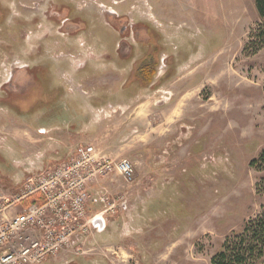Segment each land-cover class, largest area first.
Listing matches in <instances>:
<instances>
[{
    "label": "rangeland",
    "instance_id": "1",
    "mask_svg": "<svg viewBox=\"0 0 264 264\" xmlns=\"http://www.w3.org/2000/svg\"><path fill=\"white\" fill-rule=\"evenodd\" d=\"M262 31L256 0H0V123L10 117L9 110L27 112L13 118L26 125L58 123L67 135L57 137L73 143L78 137L73 133L68 138L71 129L95 121L94 131L84 127L83 143L97 142L112 158L130 159L136 175L131 183L116 173L100 181L98 190L112 192L120 205L107 217L142 223L140 212L132 214L135 200L149 196L150 218L159 221L148 226L142 245L127 241L121 248L125 253L148 251L153 258L125 260L109 244L110 249L84 252L101 253L86 263L108 264V258H116V264H212L226 238L260 213V173L249 163L264 149V47L250 53L261 44ZM145 59L156 64L157 73L143 85L136 70ZM195 68L197 75L188 80ZM180 71L190 88L206 82L201 93L206 103L192 105L193 127L180 132L179 140L169 130L152 143L156 148H146L157 135L155 122L166 118L170 129L171 107L182 102L172 85ZM169 90L174 96L164 94ZM11 92H23L25 100L7 97ZM110 104L126 107L107 112ZM136 110L143 116L136 127L123 126L126 139L119 142L137 135L139 150L120 154L118 143L97 140L108 121L119 123ZM45 113L47 118L40 116ZM8 124L0 125V166L16 174L21 153L13 149V139H32L12 132L27 127ZM48 130L37 127L32 136L45 139ZM143 171L161 178L141 181L145 185L133 194ZM175 172L184 176H173ZM102 207L101 202L91 204L93 212Z\"/></svg>",
    "mask_w": 264,
    "mask_h": 264
},
{
    "label": "built area",
    "instance_id": "2",
    "mask_svg": "<svg viewBox=\"0 0 264 264\" xmlns=\"http://www.w3.org/2000/svg\"><path fill=\"white\" fill-rule=\"evenodd\" d=\"M114 173L130 183L136 177L130 159H114L97 144L86 143L67 161L28 177L18 195L0 194V264H42L71 247L76 234L95 228L96 215L107 223L120 205L111 193L99 190L97 200L105 207L90 216L91 185ZM19 204L24 206L13 213ZM121 204L128 209L127 201ZM76 251L86 252L82 247Z\"/></svg>",
    "mask_w": 264,
    "mask_h": 264
},
{
    "label": "crops",
    "instance_id": "3",
    "mask_svg": "<svg viewBox=\"0 0 264 264\" xmlns=\"http://www.w3.org/2000/svg\"><path fill=\"white\" fill-rule=\"evenodd\" d=\"M197 69L195 68L193 70V73H191V77L190 74L188 75V80H190L189 78H191V81L193 80L192 77L197 75ZM177 76H180V78H178L177 80H175V82L172 83V85L174 86L176 84V90L177 92L181 93L178 97L179 101H182L181 103H179V105H177V107L173 106L171 107V124L168 128L170 129H166L167 127H165L164 125V118L161 122L157 121L155 122V133L157 132L156 136H152L150 138V140L148 141V143H145L143 146H145L146 148L148 147H155L158 144H152L155 140H157L158 137L163 136L165 133H167V131L171 130V132L173 133V139L177 138L178 140L179 138V133H183L186 131V129L193 127V122L191 120H189V117H191V107L193 104H195L196 102L200 101V104H205L206 101L203 100L202 98V90L203 88L206 86V82H196L193 84V86H191L192 88L189 87V84L187 83L188 80L186 79V81H184V79L181 77L182 76V72H178ZM183 84V85H182ZM186 85V86H185ZM171 93L174 96V91H165L164 94L166 93ZM176 97V95H175ZM162 98H166V96H163ZM167 100V99H166ZM160 101V100H159ZM162 102V101H161ZM109 103V102H107ZM142 103L145 104H149V102L143 101ZM106 105V104H104ZM104 105L98 106V107H94L92 108L93 113L95 112V109H99L100 107H104ZM116 107H113L111 104L109 105V107H107V112L110 111L111 108L113 113H115L116 111H118V109H121L122 111L124 110V107L122 106H118V105H114ZM166 108V107H165ZM101 109V108H100ZM106 112V111H104ZM108 114V113H107ZM10 116L7 120L3 119V122L0 123L1 126L4 125H9L8 123L14 122L15 124L22 127H27V129H20V128H16L17 130L13 129L12 132H18V133H24L25 135H30V139H15L18 137H15L13 139V149H17L20 151L21 156L20 158H18L16 160V164L18 166V170L15 172H8L7 170L2 169L3 167L0 166V183H4L3 186L4 188H0V194H5L7 196L10 197H14L16 195H18L22 188H23V184L26 180L27 177H29L30 175H37L38 173L47 170V169H51L53 168V166L55 167V165H58L62 162L67 161L71 156H73L78 147L81 144H85L83 143V139H84V127L85 126H90L89 129L87 130H93L94 128L97 129V125L95 121L92 120V124L89 122L87 124H83L81 125V127L79 128V130L77 129L76 131H74V129H71L70 133L68 134V138L69 135L75 133L74 135L76 137H78V140H76V142H70L68 139H64L61 137H57V134L62 135V133H64L65 135L66 132L65 130H63V128H61L62 125L58 124V123H53L52 121H47L44 124H36V123H29L28 125H26L25 123H21L18 124L19 122V118H13V115H9ZM163 115L166 117L167 113H163ZM140 116H143V113L140 111L138 112L137 110L134 112V114H131L129 117H127V119L120 121L119 123H116L114 118L110 121H108L107 124H105V127L107 125V129H105L103 132V134H100L97 138V140L99 142L100 139L102 140H111V143H118V148H120L119 153L123 154V151H125L127 153V155H132L134 150H139V148H141L140 143L137 141V135H133L134 137L129 138V140H127L126 142H119L121 141V139H126L125 138V134H127V132L125 131V127H123L125 124H127V126H135L137 125V121L139 119ZM145 118V115H144ZM153 121V120H152ZM151 121V122H152ZM166 124V123H165ZM169 124V123H168ZM161 125L163 127H161ZM37 127H41L44 130L46 128H48V132L51 134L50 137H44L45 139H35L33 138L32 135L35 136L34 132L36 130ZM135 127H133L132 129H130V127H127L128 131H137L135 129ZM35 129V130H32ZM166 129V130H165ZM99 130V129H98ZM30 133H27V132ZM96 131V130H95ZM17 133V134H18ZM136 134V133H135ZM37 135V133H36ZM123 135V136H122ZM148 137V134L146 135ZM175 136V138H174ZM144 138V137H143ZM125 141V140H123ZM104 142V141H103ZM75 143V144H74ZM102 143V142H101ZM121 143V144H120ZM89 144V143H87ZM96 144H98V146L101 148L102 146L96 142ZM75 147V149L71 152V155H68V152L71 151V149H73ZM105 147V146H104ZM23 148V149H22ZM104 152H107L103 147L101 148ZM1 154V153H0ZM108 154V153H107ZM110 155V154H108ZM141 172V171H140ZM4 176V177H1ZM173 176H184L183 172H175L173 173ZM159 178H161L160 175H156L153 174V172H149V171H143L139 178L138 181L140 183H138V185H136V187H133L135 191H133L134 193H137L136 188H141V186L145 185L144 183L142 184L141 181H145V180H158ZM171 179V178H170ZM107 180V179H104ZM16 182L19 184L20 188L17 189V185ZM107 182V181H106ZM108 184V182H107ZM98 185V186H97ZM109 185V184H108ZM12 186L15 187V189L13 190ZM99 183L98 184H92L91 185V192L93 193L94 199L90 202L89 205V215L93 216L96 214H99L100 211H102V209H104L102 207V209H98L96 211H92L91 210V204L92 202H99L97 200V195L96 193L99 192ZM146 188V187H145ZM148 189H146V192ZM162 191V190H161ZM149 192H153V190H149ZM112 194V192H110ZM154 193H156V198H157V191L155 190ZM152 194V193H151ZM113 195V194H112ZM153 198V197H152ZM149 196L146 197V202L144 201H138L135 200V204H136V209H134V212L132 213L133 215L136 214L137 212H140V222L142 221V223H132L130 222L132 216H130V218H128L127 223H117L115 219H113L114 217H109L107 223H105V228L102 230H97L96 227L87 233H78L75 235V237H73L72 239V246L69 248H66L62 251H60L59 253H57L56 255H52L49 256L46 261L42 264H89L86 262H90L91 258H96L98 255H100L101 253L96 252V253H91L90 255L88 253H77L76 248L77 247H82L84 250H86V252L92 251L94 249H108L110 246L107 245H112V251L117 253L118 256H120V253L122 254L121 256H124L125 260L129 259L128 256H130V258L135 257V258H141V259H148L153 258V254L151 253V255H148V251L146 252H133V251H128V252H123L121 250L122 247H124V245L127 244V241H134V243L137 245H142V241L143 239H145L148 236V231L147 228L149 225L151 226H157L159 221L157 219V217H155L153 219L150 218V212H149V208H151V206H149V204L151 205L150 202H148L149 200ZM144 203V204H143ZM24 206V204H19L18 208H15L13 210V213L18 212L21 207ZM105 207V206H104ZM142 213L144 214L145 217L142 216ZM114 215V214H112ZM113 219V220H112ZM114 222V223H113ZM153 222V223H152ZM109 237V238H106ZM156 239L153 240V242ZM88 247V248H87ZM125 248V247H124ZM110 249V248H109ZM133 249V247H132ZM75 251V252H74ZM152 251V250H151ZM72 255H76V258H72ZM79 256H82L83 258H85L84 260H80L78 259ZM101 256V255H100ZM91 257V258H90ZM108 264H116L115 261L116 258H113V260L111 258ZM140 259V260H141ZM99 264H103L102 262ZM106 264V263H105Z\"/></svg>",
    "mask_w": 264,
    "mask_h": 264
},
{
    "label": "trees",
    "instance_id": "4",
    "mask_svg": "<svg viewBox=\"0 0 264 264\" xmlns=\"http://www.w3.org/2000/svg\"><path fill=\"white\" fill-rule=\"evenodd\" d=\"M257 10L262 18H264V0H256ZM262 38L261 44L253 50L256 54L264 47V31L258 35ZM156 64L150 59L142 61L137 70L136 77L143 85L151 83L156 76ZM26 72V70H24ZM16 116L25 115L20 111H14ZM260 173L258 182L256 183L259 194L264 193V149L261 153L253 158L249 163ZM212 264H255L256 262H264V205L261 207L260 213L246 221L242 229L228 236L221 245L219 251L212 257Z\"/></svg>",
    "mask_w": 264,
    "mask_h": 264
},
{
    "label": "flooded vegetation",
    "instance_id": "5",
    "mask_svg": "<svg viewBox=\"0 0 264 264\" xmlns=\"http://www.w3.org/2000/svg\"><path fill=\"white\" fill-rule=\"evenodd\" d=\"M124 46H125V43L122 45V49H121V51L124 49ZM123 52V51H122ZM24 70H26L25 68H24ZM7 95V97H14V98H16L17 100H19V101H21V100H25V98H21V97H24L25 95L23 94V92H20V93H16V94H14V93H8V94H6ZM13 107H15V106H13ZM27 113V112H26ZM31 113V112H30ZM7 114H9V115H13V116H16L15 115V113H14V111H11V110H9L8 112H7ZM48 115L49 114H47V113H45V114H41L40 116L41 117H45V118H47L48 117Z\"/></svg>",
    "mask_w": 264,
    "mask_h": 264
},
{
    "label": "water",
    "instance_id": "6",
    "mask_svg": "<svg viewBox=\"0 0 264 264\" xmlns=\"http://www.w3.org/2000/svg\"><path fill=\"white\" fill-rule=\"evenodd\" d=\"M92 222L97 230H102L105 228V220L101 215H96L95 217H93Z\"/></svg>",
    "mask_w": 264,
    "mask_h": 264
},
{
    "label": "bare ground",
    "instance_id": "7",
    "mask_svg": "<svg viewBox=\"0 0 264 264\" xmlns=\"http://www.w3.org/2000/svg\"><path fill=\"white\" fill-rule=\"evenodd\" d=\"M55 37V36H54Z\"/></svg>",
    "mask_w": 264,
    "mask_h": 264
}]
</instances>
